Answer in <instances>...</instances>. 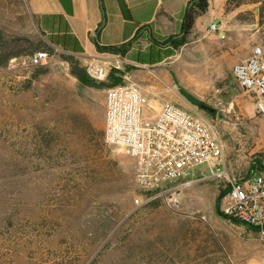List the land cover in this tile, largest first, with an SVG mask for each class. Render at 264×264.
I'll use <instances>...</instances> for the list:
<instances>
[{
    "label": "rangeland",
    "instance_id": "obj_1",
    "mask_svg": "<svg viewBox=\"0 0 264 264\" xmlns=\"http://www.w3.org/2000/svg\"><path fill=\"white\" fill-rule=\"evenodd\" d=\"M225 1L212 0L187 43L159 66L105 61L148 99L164 92L171 99L161 104L206 117L223 144L219 170L244 177L264 161V115L233 67L264 50V0H227L224 11ZM0 32L36 42L0 68V264H264V232L218 213L228 181L209 176L207 165L181 188L178 204L136 202L148 195L135 184L132 160L104 140L111 86L80 83L26 0H0ZM40 40L50 48L35 50ZM42 50L51 59L32 64Z\"/></svg>",
    "mask_w": 264,
    "mask_h": 264
},
{
    "label": "built area",
    "instance_id": "obj_2",
    "mask_svg": "<svg viewBox=\"0 0 264 264\" xmlns=\"http://www.w3.org/2000/svg\"><path fill=\"white\" fill-rule=\"evenodd\" d=\"M213 29H217L215 24L210 31ZM50 59V52L42 50L32 55L30 62L43 65ZM105 64L89 63L87 71L94 79L105 80ZM233 73L239 86L253 97L256 111L264 115L263 48L255 47L248 58L234 65ZM150 108L141 86L127 75L123 83L107 90L104 140L132 160L135 184L148 195L136 202L142 205L165 197L178 204L181 188L192 184L195 171L207 165L209 176H226L228 181L221 204L223 215L264 232V172L230 177L226 170H219L223 144L206 117L169 101L154 116Z\"/></svg>",
    "mask_w": 264,
    "mask_h": 264
},
{
    "label": "crops",
    "instance_id": "obj_3",
    "mask_svg": "<svg viewBox=\"0 0 264 264\" xmlns=\"http://www.w3.org/2000/svg\"><path fill=\"white\" fill-rule=\"evenodd\" d=\"M191 1L26 0L29 12L33 17H37L41 25L43 16L60 15L67 21L71 33L77 37L83 47V52L79 53L78 56L84 65L89 63L105 64L107 63L106 58L121 56L127 64L149 68L159 66L168 58L156 64H141L135 60L136 53L149 49L152 35L158 39H164L171 35H181L185 12ZM226 2L227 0L224 2V11ZM201 15L197 17V20ZM49 20L51 23L53 19L50 17ZM195 24L191 34H194ZM96 41L103 47L120 46L130 41L133 42L130 50L125 55H121L99 51ZM125 75L130 77L128 72ZM141 88L143 90L142 86ZM157 95L159 100L171 99L164 92ZM159 100H150L151 107H156L155 113L150 109L152 116L156 115L163 104ZM261 172H264V161H259L258 166L251 168L249 174H259ZM240 174V172L238 175L234 174V177L242 176Z\"/></svg>",
    "mask_w": 264,
    "mask_h": 264
},
{
    "label": "trees",
    "instance_id": "obj_4",
    "mask_svg": "<svg viewBox=\"0 0 264 264\" xmlns=\"http://www.w3.org/2000/svg\"><path fill=\"white\" fill-rule=\"evenodd\" d=\"M191 2L187 6L185 12L181 35H171L164 39H158L152 35L149 49L147 51H138L136 53L135 60L138 63L156 64L162 62L166 58L174 56L177 50L187 43V37L192 33V29L197 17L201 14H204L210 6V0H192ZM50 17L53 19L51 23L49 20ZM34 20L38 24L43 34L47 36L49 42L53 46H57L63 50V58L70 63L71 73L80 81L81 84L90 87L104 88L106 86H114L124 82V72L115 67L112 68L107 74V79L110 81L109 83L105 81H98L88 73L87 65H83L80 57L78 56L79 53L83 52V47L77 37L71 33L69 24L63 19L62 16H43L42 25L39 23L36 16H34ZM132 42L133 41H130L120 46L103 47L99 45L98 41H96L99 51H106L121 55H125L130 50ZM35 43L36 42L30 40L27 37H19L7 40L0 32V68L7 66L12 58L27 54L25 45H34ZM43 47L50 48V45L47 42L40 40L38 45L35 46V50L42 49ZM45 72L46 70L43 69V71L39 73ZM226 192L227 190H222L217 199L216 207L218 213L221 215H223V213L221 211L220 204ZM152 201L153 200L149 201L148 203H151ZM232 221L234 223L244 225L240 221ZM246 226L256 230L251 226Z\"/></svg>",
    "mask_w": 264,
    "mask_h": 264
},
{
    "label": "water",
    "instance_id": "obj_5",
    "mask_svg": "<svg viewBox=\"0 0 264 264\" xmlns=\"http://www.w3.org/2000/svg\"><path fill=\"white\" fill-rule=\"evenodd\" d=\"M191 5H192V2H191Z\"/></svg>",
    "mask_w": 264,
    "mask_h": 264
}]
</instances>
